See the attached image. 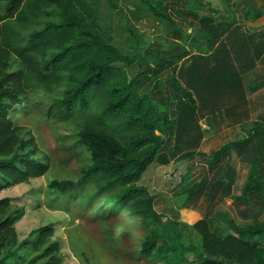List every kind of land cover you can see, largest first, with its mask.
<instances>
[{"label": "rangeland", "instance_id": "obj_1", "mask_svg": "<svg viewBox=\"0 0 264 264\" xmlns=\"http://www.w3.org/2000/svg\"><path fill=\"white\" fill-rule=\"evenodd\" d=\"M158 1L171 25L137 12V0H86L115 46L126 52L141 46L134 64L116 66L124 68L128 78L142 74L139 92L164 102L175 121L160 149L169 163L151 164L137 183L155 197L153 211L160 220L130 210L111 215L106 198L120 189L96 196L103 181L88 184L79 193L83 201L76 209L66 207L68 198L48 188L53 179L75 181L90 165L89 152L75 142L79 126L61 121L53 108L56 83L27 88L24 111L9 112L16 135L32 137L35 156L48 170L4 189L0 200L8 199L6 211L24 210L14 224L18 242L33 229L53 225L49 241H58L60 248L52 264H174L181 257L192 259L191 248L200 245L201 236L192 228L195 222L204 219L213 224L223 213L239 225L264 218V200L258 199V190L244 201L234 200L242 194L253 165L264 177V0H230L229 4L227 0H190L198 6L192 10L188 0ZM2 6L1 2L0 14ZM204 35L216 38L208 54L199 49ZM147 49L163 56L185 50L189 55L162 65L143 53ZM6 63L4 72H24L15 57ZM174 67L175 77L193 94V106L169 87ZM158 81L162 87L152 90ZM241 140L247 143L240 152L232 151L217 166L210 164L211 152ZM191 151L196 153L192 158H180ZM153 230L160 239L145 257L140 253L142 242ZM250 242L264 245V238Z\"/></svg>", "mask_w": 264, "mask_h": 264}, {"label": "trees", "instance_id": "obj_2", "mask_svg": "<svg viewBox=\"0 0 264 264\" xmlns=\"http://www.w3.org/2000/svg\"><path fill=\"white\" fill-rule=\"evenodd\" d=\"M137 1V12L172 24L161 1ZM1 2L0 192L47 172L48 165L35 156L37 146L32 137L26 139L16 135L9 112L24 111L27 88L42 89L56 83L52 90L55 95L53 108L61 121L76 122L79 126L75 142L89 152L90 165L75 181L53 179L48 188L68 198L66 207L76 209L83 201L79 193L88 184L103 181L96 196L120 189L106 198L111 204V215L130 210L143 218L160 220V214L153 211L155 197L137 183L151 164L169 163L160 149L175 121L169 117L164 102L139 92L142 74L128 78L125 69L116 66L134 64L141 55V46L134 47L132 52L115 46L86 0ZM188 5L190 10L198 7L190 0ZM24 29L29 31L24 34ZM215 42V36L204 35L200 53L208 54ZM143 53L153 55L154 61L162 65L180 62L189 55L186 50L169 56L151 49ZM11 56L19 60L24 72H4ZM175 71L174 67L168 80L172 93L193 106L192 92L181 85ZM209 83H212L211 79ZM160 87L162 84L158 81L152 90ZM246 143L247 140L230 142L211 152L210 164L217 166L232 151L240 152ZM195 155L191 151L180 158L190 159ZM257 190L258 199L264 200V177L253 165L242 194L234 200L244 201ZM8 207V199H1L0 264H52L54 254L60 248L58 241H49L53 225L33 229L18 242L14 224L24 210L6 211ZM192 228L201 236L200 245L191 248L192 259L181 257L174 264H264V245L250 242L254 238H264V218L239 225L223 213L213 219V224L201 219ZM159 239V232L151 231L142 242L141 255L150 256ZM41 248L40 254H32V250Z\"/></svg>", "mask_w": 264, "mask_h": 264}]
</instances>
